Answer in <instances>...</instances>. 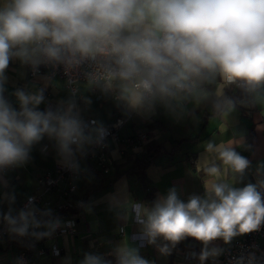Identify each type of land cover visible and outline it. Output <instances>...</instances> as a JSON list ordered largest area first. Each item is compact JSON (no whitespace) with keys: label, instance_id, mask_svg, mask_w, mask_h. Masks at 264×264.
<instances>
[{"label":"clouds","instance_id":"clouds-1","mask_svg":"<svg viewBox=\"0 0 264 264\" xmlns=\"http://www.w3.org/2000/svg\"><path fill=\"white\" fill-rule=\"evenodd\" d=\"M13 58L34 72L42 64L63 65L67 74L87 64L90 88L138 111L158 104L189 111V105L209 100L213 109L231 107L222 90L213 93L207 85L219 81L245 93L264 90V0H0V173L26 164L45 136L55 140L65 163L77 167L74 146L82 148L90 136L75 100L40 111L44 89L17 88L16 110L4 96ZM207 150L219 164L203 168L209 178L203 197L192 195L185 202L171 188L151 205L129 201L122 209L124 219L132 218L139 227L135 239L153 245L161 239L158 250L167 255L192 238L204 245L198 257L203 264L221 252L208 248L212 241L227 244L264 225L257 185L235 187L223 179L228 172L243 175L247 158L225 144L209 143ZM4 198L9 208L0 221L11 235L41 238L60 225L31 198L19 210L11 206L14 194ZM114 255L116 264H150L127 238ZM81 264L111 261L87 253Z\"/></svg>","mask_w":264,"mask_h":264},{"label":"crops","instance_id":"crops-1","mask_svg":"<svg viewBox=\"0 0 264 264\" xmlns=\"http://www.w3.org/2000/svg\"><path fill=\"white\" fill-rule=\"evenodd\" d=\"M30 68V65L13 58L6 70L8 81L4 96L16 110H19L14 95L17 88L28 91L42 88L45 100L38 106L40 111L49 107L54 109L61 102L72 98L82 118L93 117L98 123L104 124L117 116H123L126 121L120 129L122 136L144 132L148 136L147 144L155 141L164 148L145 168L143 175L125 170L145 153L146 146L127 148L120 154L122 146L110 139L108 147L113 169L108 175L97 171L92 162L80 159L78 162L83 173L78 181V193L83 195L94 185L101 184L102 187L82 207L74 234L57 237L60 255H38V243L35 242L31 254L33 264H81L87 253L101 255L111 261V264H116L114 250L125 238L130 245L139 248V254L150 264H194L181 253L195 250L199 255L204 248L201 242L186 238L172 247L167 255L158 250L157 245L164 243L161 239L155 245L147 243L140 246L130 237L132 233H140L139 227L132 218L124 219L122 209L129 201L151 205L158 196L166 195L171 188H175L179 198L185 202L192 195L203 197L205 183L209 179L203 168L211 162L219 164L216 154L207 150L209 143L229 145L249 161V167L243 175L228 172L223 179L232 181L235 187L251 183L257 185L259 191H264V187H260V183L264 181V90L246 93L239 105L225 106L219 114H211V100L195 108L189 105V111H170L159 104L151 110L138 111L118 102L111 95L104 94L99 88H90L86 82L78 85V94L73 96L62 79L50 78L46 74L31 76ZM207 87L213 93L222 90L231 95L237 90L235 85H223L219 81ZM86 100L90 103H85ZM94 135L93 130L89 135L90 142ZM181 140L185 141L174 145ZM90 142H86L80 149H75L74 146V158H79ZM63 160L55 140L45 136L35 144L26 164L12 168L0 177V213L7 212L9 208V203L4 198L6 194H14L15 202L11 206L16 209L27 195L36 191V178L53 169L56 162ZM116 172L122 174L107 184ZM120 227L123 229L122 233ZM244 235L234 237L227 244L222 239L212 241L208 248L220 249L221 252L218 256L209 257L203 264L217 263L224 251ZM19 248L20 243L14 236L0 242V264L13 260Z\"/></svg>","mask_w":264,"mask_h":264},{"label":"built area","instance_id":"built-area-1","mask_svg":"<svg viewBox=\"0 0 264 264\" xmlns=\"http://www.w3.org/2000/svg\"><path fill=\"white\" fill-rule=\"evenodd\" d=\"M90 70L89 66L85 64L80 69L66 74L63 65L53 67L42 64L35 72L30 68L29 74L31 76L46 74L50 78L58 77L65 82L70 93L72 95L74 93L73 96H75L78 94V85L83 82L88 83L85 72ZM82 120L86 125V132L90 135L94 130L95 135L79 158H73L77 167H72L64 160L56 162L53 169L36 178V191L27 195L16 208V210L23 208L31 198V201L41 210H50L51 216L47 218L58 219L60 225L50 235L41 238L31 235L19 237L9 234L0 221V242L5 241L9 236H14L15 240L20 243L17 255L7 264H33L31 254L35 242L38 243V255L53 257L60 255V247L56 239L63 234H74L76 222L83 207L82 195L78 193V181L83 173L78 162L80 159L92 162L97 171L103 175H108L113 169L108 147L110 139L122 146L119 149L120 154L127 148H143L148 142V136L144 132L127 136L121 135L120 129L126 121L123 116H117L111 122L104 124L98 123L93 117L82 118ZM11 169L0 173V177H3ZM260 192L262 199H264V191ZM121 229L120 227V233L123 232ZM37 231L45 230L39 229ZM139 234L132 233L130 237L136 240L140 246H145L146 240L135 239ZM181 254L185 259L193 261L194 264H201L199 255L195 250H185ZM250 258L253 260V264H264V225L258 231L245 234L241 239L235 240L215 264H237L238 260H243L244 264H249Z\"/></svg>","mask_w":264,"mask_h":264},{"label":"trees","instance_id":"trees-1","mask_svg":"<svg viewBox=\"0 0 264 264\" xmlns=\"http://www.w3.org/2000/svg\"><path fill=\"white\" fill-rule=\"evenodd\" d=\"M224 95L231 100L232 105H239V102L246 96V93L237 87V90L234 94L231 95L228 92H225ZM223 108L224 107L218 108V109H213L211 114L212 115L213 114H219V113H221ZM186 140H188V139H186ZM183 141H185V140L176 141L174 145L177 146L179 143H181ZM163 151H164V148L162 145L156 143L155 141H150L146 145L145 153L141 157L136 158L135 161L132 163V165L128 169H126L125 171H132V172L134 171L136 173L143 175L145 168L154 160V157ZM120 174H122V173L116 172L114 174V177L110 181H108L107 184L112 183V181L115 178H117L118 176H120ZM101 187H102V185L98 184V185H94V186H91L90 188H88V190L82 195L83 206L88 201L90 196H92Z\"/></svg>","mask_w":264,"mask_h":264}]
</instances>
